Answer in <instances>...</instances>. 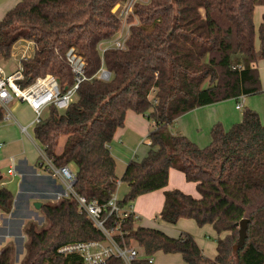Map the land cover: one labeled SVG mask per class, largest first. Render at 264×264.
<instances>
[{
    "label": "trees",
    "instance_id": "1",
    "mask_svg": "<svg viewBox=\"0 0 264 264\" xmlns=\"http://www.w3.org/2000/svg\"><path fill=\"white\" fill-rule=\"evenodd\" d=\"M125 1L20 0L0 21V60L11 57L19 40L34 43V54L21 60L23 86L51 74L65 90L74 83L67 51L74 47L85 60L86 79L74 100L64 110L51 106L33 128L35 139L57 167L74 164L75 191L101 204L123 181L129 190L119 205H132L140 195L166 187L171 168L196 183L199 197L180 189L166 191L159 217L171 224L181 218L194 219L198 226L211 224L218 234L215 257L206 256L192 234L172 237L137 225L130 214L122 222L125 234L117 240L141 249L142 257L132 264H156L150 258L159 251L180 253L184 264H264V123L260 115L245 108L242 120L228 130L219 122L214 124L211 142L205 147L171 130L180 116L198 107L262 92L255 64L264 61V12L258 28L254 13L257 6L264 7V0L138 3L135 17H130L127 48L108 49L102 60L99 45L121 27L112 9ZM102 62L112 72L109 81L96 76ZM128 110L151 121L150 143L147 155L131 160L120 180L110 144ZM3 117L0 106V120ZM36 179L31 183L38 191L42 182L54 195L37 194L36 199L22 193L15 210V196L0 180L1 212L15 215L21 204L33 199L42 203L39 211L47 221L43 227L34 221L20 222L26 236L20 264H85L80 254L59 249L71 242L103 240V233L72 197L54 201L62 190L56 177ZM115 219L110 216V226ZM244 219L247 229L242 237ZM15 252V243L4 245L0 264H14ZM101 264L123 261L111 257Z\"/></svg>",
    "mask_w": 264,
    "mask_h": 264
},
{
    "label": "crops",
    "instance_id": "2",
    "mask_svg": "<svg viewBox=\"0 0 264 264\" xmlns=\"http://www.w3.org/2000/svg\"><path fill=\"white\" fill-rule=\"evenodd\" d=\"M19 1L0 0V21L6 12ZM262 7L257 6L255 8V12L257 13L258 11L259 15L258 18L256 16L258 23H255V25L257 28L258 24L260 25L262 22V12H264ZM33 54L29 56L31 57ZM255 67H257L260 74L262 92L246 96L243 109L250 108L255 110L264 123V61H259L255 64ZM11 69L8 68L7 72H12ZM236 103L237 99H227L198 107L180 116L172 125L171 130L173 133L186 135L200 147H205L211 142V129L214 124L219 122L228 130L233 124L242 120L244 110L236 109ZM9 107L17 121L12 122L11 120L5 122L4 120H0V180H2L1 184L14 194L15 204L13 209L15 210L17 206L16 201L22 193H26L28 197L32 196L36 198L37 194L52 197L54 192L51 189L45 188L42 182V184L40 183L37 186L39 191L31 183L37 180L36 178L38 177L50 176L49 173L41 169V166H38V161L40 162L39 145L32 138L25 136L21 131L20 125H29L32 122L34 118L32 109L28 104L17 100L15 102L12 101ZM150 128L151 121L146 116L133 110L126 112L125 123L116 130L110 144V151L116 164L115 174L120 180L131 160L141 159L147 155L150 143L148 140ZM31 133L33 138H35L33 128L31 129ZM28 139L31 141V144ZM70 167L76 171L74 164H70ZM11 168L14 169V172L9 173L8 171ZM26 178H29L30 183H26ZM58 183L61 184L59 179ZM173 189H180L195 197L200 196L195 182L188 181L180 170L171 168L166 187L142 194L133 201V212L138 216L137 225L160 229L172 237H178L182 232H188L194 236L203 253L210 258H214L217 254L216 239L218 234L211 224L198 226L194 219L187 218H181L177 223L171 224L159 217L165 202V192ZM128 190L127 183L120 181L117 188L119 199H122ZM32 202L34 203L36 200L32 199V201L26 203V210L29 212L32 210ZM4 219L7 220L6 228ZM15 220L17 218L12 212L6 214L0 211V229L2 230L0 231V250L7 243H15L10 231L12 221ZM17 223L22 224L20 222ZM24 254L23 252L20 255V259L24 257ZM152 259L156 264H184L180 253L165 254L159 251L152 256Z\"/></svg>",
    "mask_w": 264,
    "mask_h": 264
},
{
    "label": "built area",
    "instance_id": "3",
    "mask_svg": "<svg viewBox=\"0 0 264 264\" xmlns=\"http://www.w3.org/2000/svg\"><path fill=\"white\" fill-rule=\"evenodd\" d=\"M147 1L126 0L124 3H118L113 7L112 12L121 21V27L113 38L99 45L98 49L102 55V60L104 53L108 49L125 50L127 48V40L129 39L130 28L133 24L130 21V17H135L134 6ZM26 51L24 52L26 53ZM29 57V55L23 54L19 67L10 73H6L0 64V106L4 111V121H17L9 107L15 99L30 106L34 113V118L29 125H20V127L22 133L32 138L37 144L38 141L33 138L31 129L42 120L44 112L51 106L64 110L74 100L80 84L86 79L85 60L77 53L74 47H71L67 51L66 58L74 75V83L63 90L59 80L51 74L38 76L30 84L23 86L22 81H24L25 75L21 60ZM96 76L100 80L109 81L112 78V72L102 62V66ZM245 99L246 95H240L237 98L236 109L242 110L244 108ZM39 147L41 169L59 179L62 184V190L56 196L57 201L70 197L75 199L79 210L84 212L104 235L103 240L79 241L65 244L59 251L64 254L78 253L83 257L85 264H101L111 257L120 258L123 264H132L134 259L142 257V253L137 246H128L127 244L119 243L117 240V236L125 234L121 226L127 216L132 214L138 220V216L133 212V205L121 207L117 191L104 204L99 203L95 199L88 200L86 197L78 194L74 189L76 182L75 171L72 170L70 165L57 167L53 163V160L47 157L41 145ZM8 172L12 173L14 169L11 168ZM112 215L116 216V219L113 225L110 226L109 219ZM150 261H153V259L150 258Z\"/></svg>",
    "mask_w": 264,
    "mask_h": 264
},
{
    "label": "rangeland",
    "instance_id": "4",
    "mask_svg": "<svg viewBox=\"0 0 264 264\" xmlns=\"http://www.w3.org/2000/svg\"><path fill=\"white\" fill-rule=\"evenodd\" d=\"M262 10H264L263 7H262ZM256 16L258 18V16H259L258 15V11H257V13L255 12V23H258V20L256 19ZM258 26H259V24H258ZM24 51H26V53ZM34 51H35V47H34V44L31 41L24 40V39L23 40H19L14 45L11 57L9 59H7V60H4V61L1 60L0 64L3 66L5 72L8 73L7 72L8 68H12L11 70L13 71L17 67H19V65H20L19 59L21 57H23V54H27V56H28V55L34 53ZM15 101H16V99L13 102H15ZM243 110L244 109H242L241 111H243ZM47 114H48V110H46L44 112L45 116ZM63 139L64 138H62V140ZM29 142L31 144L30 140H29ZM62 143H63V141H62ZM37 144L40 145L38 142H37ZM72 170H74V169L72 168ZM36 199H38V198H36ZM21 201H23V199ZM54 201H57V198H55ZM34 204H35V202L34 203L32 202L31 206L33 205V207H32V210L30 212L26 210V204H23V205L21 204V207L19 208V210L15 211L16 213H15L14 216L17 218L18 222H22L23 221V225H25L29 221H34L35 223L38 224L39 227H43V226L47 225V221L45 220V217H44L43 213L41 211H39V209H37ZM17 220L12 221V226H11V229H10V231H11V233L13 235V238H14V242H15L17 251H18V253L15 252V255H14V264H20V261H21L20 255L23 252L25 253V246L23 247V243H24V241H26V236L25 235L22 236L23 234L21 233L22 224L20 225V224L16 223ZM3 221H4L5 228H6L7 220L4 219ZM2 229H4V228H2ZM0 231H2V230L0 229ZM133 245L136 246L135 244H133ZM140 252L142 253L141 249H140Z\"/></svg>",
    "mask_w": 264,
    "mask_h": 264
},
{
    "label": "water",
    "instance_id": "5",
    "mask_svg": "<svg viewBox=\"0 0 264 264\" xmlns=\"http://www.w3.org/2000/svg\"><path fill=\"white\" fill-rule=\"evenodd\" d=\"M41 202H35V207L37 209H39L41 207ZM246 229H247V220L244 219L242 220L241 224H240V234L242 237L246 236Z\"/></svg>",
    "mask_w": 264,
    "mask_h": 264
}]
</instances>
